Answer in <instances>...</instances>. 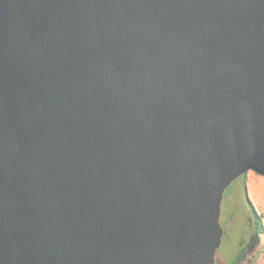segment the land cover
<instances>
[{
  "label": "water",
  "instance_id": "95a60500",
  "mask_svg": "<svg viewBox=\"0 0 264 264\" xmlns=\"http://www.w3.org/2000/svg\"><path fill=\"white\" fill-rule=\"evenodd\" d=\"M248 172L264 0H0V264H214Z\"/></svg>",
  "mask_w": 264,
  "mask_h": 264
},
{
  "label": "rangeland",
  "instance_id": "374dc122",
  "mask_svg": "<svg viewBox=\"0 0 264 264\" xmlns=\"http://www.w3.org/2000/svg\"><path fill=\"white\" fill-rule=\"evenodd\" d=\"M220 225L224 236L215 253L214 264H226L240 248L247 243V237L254 234L253 222L262 220L263 231L251 244V251L244 264H264V178L252 172L238 177L224 191L221 203ZM257 215H260L257 217ZM251 216V225L248 222Z\"/></svg>",
  "mask_w": 264,
  "mask_h": 264
},
{
  "label": "flooded vegetation",
  "instance_id": "af4514ba",
  "mask_svg": "<svg viewBox=\"0 0 264 264\" xmlns=\"http://www.w3.org/2000/svg\"><path fill=\"white\" fill-rule=\"evenodd\" d=\"M248 222L251 225V216H248ZM253 227H254V234L251 235V232L249 233L247 237V243L246 245L242 246L240 250L237 252L235 257L228 261L226 264H244L243 261L248 253L251 251V244L254 242V240L258 237V230L256 228V225L253 222ZM223 236H224V231H223ZM222 236V238H223ZM222 242V241H221Z\"/></svg>",
  "mask_w": 264,
  "mask_h": 264
},
{
  "label": "trees",
  "instance_id": "16d2710c",
  "mask_svg": "<svg viewBox=\"0 0 264 264\" xmlns=\"http://www.w3.org/2000/svg\"><path fill=\"white\" fill-rule=\"evenodd\" d=\"M260 215H257V217H259ZM255 225H256V228L257 229H259L258 227L260 226V233L263 231V228H262V220H261V218L259 217V219H258V221L257 222H255ZM258 232H259V230H258Z\"/></svg>",
  "mask_w": 264,
  "mask_h": 264
}]
</instances>
